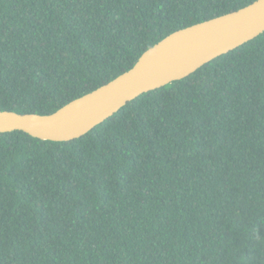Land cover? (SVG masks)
<instances>
[{
    "label": "trees",
    "instance_id": "16d2710c",
    "mask_svg": "<svg viewBox=\"0 0 264 264\" xmlns=\"http://www.w3.org/2000/svg\"><path fill=\"white\" fill-rule=\"evenodd\" d=\"M254 1L0 0V111L50 115ZM0 264H264V32L78 139L0 133Z\"/></svg>",
    "mask_w": 264,
    "mask_h": 264
},
{
    "label": "water",
    "instance_id": "95a60500",
    "mask_svg": "<svg viewBox=\"0 0 264 264\" xmlns=\"http://www.w3.org/2000/svg\"><path fill=\"white\" fill-rule=\"evenodd\" d=\"M264 32V0L175 31L146 50L128 71L50 115L0 111V133L45 141L78 139L128 102L181 80Z\"/></svg>",
    "mask_w": 264,
    "mask_h": 264
}]
</instances>
